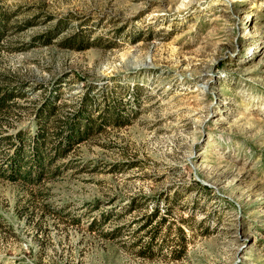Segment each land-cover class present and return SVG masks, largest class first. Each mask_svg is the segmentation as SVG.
<instances>
[{"label":"rangeland","instance_id":"obj_1","mask_svg":"<svg viewBox=\"0 0 264 264\" xmlns=\"http://www.w3.org/2000/svg\"><path fill=\"white\" fill-rule=\"evenodd\" d=\"M0 23V87L17 93L0 138L32 149L43 130L52 149L86 95L128 121L40 183L0 176V264H264V0H0ZM156 207L162 248L143 257Z\"/></svg>","mask_w":264,"mask_h":264},{"label":"trees","instance_id":"obj_2","mask_svg":"<svg viewBox=\"0 0 264 264\" xmlns=\"http://www.w3.org/2000/svg\"><path fill=\"white\" fill-rule=\"evenodd\" d=\"M3 16L6 17L4 14ZM1 29L0 25V30ZM50 40L51 39L46 40L44 43L47 44L51 42ZM62 44L66 45V41ZM16 96L17 93H15L12 89L0 87V113L11 108L13 99ZM90 103L91 101L86 95L79 109L71 117L64 119L62 123V125H64L63 129H59L56 132L54 131V135L56 134L57 136L55 137L56 141L53 143L54 145L52 149H48L49 147L45 142V139L48 138V136L43 130H41L40 133H36L34 136L32 149H26V139L22 134L18 135L19 140L17 143H15L17 140L16 137L0 138V140L2 139L3 141L7 140L4 142H8L9 146H15L11 153H7L6 157H3L0 160L2 164L0 166V176L10 178L14 181L21 180L28 184L40 183L45 176L55 174L56 170H53L51 166H49L51 161L61 156H65L74 145L87 139L93 131L102 130L108 125L122 126L127 124L128 121H126L125 118L123 121V112L117 102L112 101V103L108 104V106L103 108V110L100 109V112L102 113H98V116L96 117L91 115ZM54 106L55 105L51 103L45 105V108H43L38 115L39 120L42 119L43 121V119H46L49 115H54L56 113L53 110ZM2 140L0 141V144L4 143ZM51 155H54L53 159H50ZM107 212L108 214L110 213L108 210L102 213L104 216L103 219L106 215H108ZM158 216L159 208L156 207L151 214L146 216L147 221L140 228L142 230L150 228L148 229V233H152L148 243L143 245L139 251L143 257L153 258L162 248V245L156 243V238L161 234L164 226L166 225L167 218L165 216L162 217L161 221L152 226ZM97 223L98 220L94 219L91 221L90 225L93 227V225H96ZM183 225L177 227V231L182 240V247L171 250L175 259L181 258L187 249L188 242ZM171 228L173 227L169 226V229Z\"/></svg>","mask_w":264,"mask_h":264}]
</instances>
